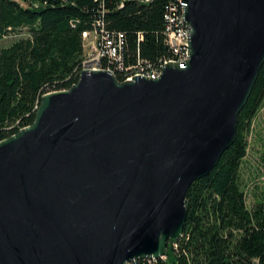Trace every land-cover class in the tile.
Returning a JSON list of instances; mask_svg holds the SVG:
<instances>
[{
  "label": "water",
  "instance_id": "1",
  "mask_svg": "<svg viewBox=\"0 0 264 264\" xmlns=\"http://www.w3.org/2000/svg\"><path fill=\"white\" fill-rule=\"evenodd\" d=\"M184 1L183 67L84 69L0 140V264H131L178 245L264 64V0Z\"/></svg>",
  "mask_w": 264,
  "mask_h": 264
},
{
  "label": "trees",
  "instance_id": "2",
  "mask_svg": "<svg viewBox=\"0 0 264 264\" xmlns=\"http://www.w3.org/2000/svg\"><path fill=\"white\" fill-rule=\"evenodd\" d=\"M0 0V140L33 123L42 95L78 81L83 32L99 21L114 40L123 35L128 62L154 65L172 55L165 13L177 0ZM117 77L121 80L120 75ZM264 102V64L238 119L235 142L187 196L188 216L166 259L131 264H264V198L249 207L242 163L247 132Z\"/></svg>",
  "mask_w": 264,
  "mask_h": 264
},
{
  "label": "built area",
  "instance_id": "3",
  "mask_svg": "<svg viewBox=\"0 0 264 264\" xmlns=\"http://www.w3.org/2000/svg\"><path fill=\"white\" fill-rule=\"evenodd\" d=\"M185 6L184 0H177L165 13L166 43L172 52L170 57L157 65L141 57L135 62H128L124 56L123 35L120 34V38L114 40L105 32L104 22L99 21L92 30L83 32L85 58L80 73L84 69H107L120 75L121 80H130L134 76L159 77L162 67L169 62H179L183 67L189 58L190 40V27L184 16Z\"/></svg>",
  "mask_w": 264,
  "mask_h": 264
},
{
  "label": "rangeland",
  "instance_id": "4",
  "mask_svg": "<svg viewBox=\"0 0 264 264\" xmlns=\"http://www.w3.org/2000/svg\"><path fill=\"white\" fill-rule=\"evenodd\" d=\"M20 1L24 3L23 0ZM19 36L9 35L0 40V48L10 44ZM247 139L249 143L248 154L243 160L241 170L246 184L247 204L251 207L256 200L264 198V102L247 132Z\"/></svg>",
  "mask_w": 264,
  "mask_h": 264
}]
</instances>
